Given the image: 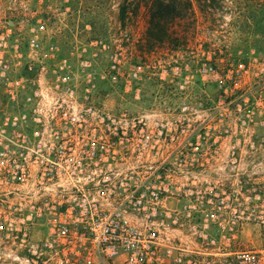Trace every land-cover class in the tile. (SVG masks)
Segmentation results:
<instances>
[{"label": "rangeland", "instance_id": "374dc122", "mask_svg": "<svg viewBox=\"0 0 264 264\" xmlns=\"http://www.w3.org/2000/svg\"><path fill=\"white\" fill-rule=\"evenodd\" d=\"M179 1L153 41L152 0H0V264H61L80 164L110 176L80 179L104 207L161 175L186 264L264 251V0Z\"/></svg>", "mask_w": 264, "mask_h": 264}, {"label": "built area", "instance_id": "2783aa9c", "mask_svg": "<svg viewBox=\"0 0 264 264\" xmlns=\"http://www.w3.org/2000/svg\"><path fill=\"white\" fill-rule=\"evenodd\" d=\"M146 144L145 141L143 146ZM87 145L90 158H96L97 146L93 142ZM85 169L88 168L83 164L61 165V178L70 180L75 190L66 200L57 232L61 237V264L190 263L183 260L179 247L161 241L163 234L173 230L178 217L165 203L170 187L160 179L161 175L153 172L134 179L125 174L114 184L119 188L117 204L104 207L106 198L90 196L80 179L96 181L94 185L107 193L113 186L110 176L104 174L101 178L94 167ZM235 262L264 264V251H240Z\"/></svg>", "mask_w": 264, "mask_h": 264}, {"label": "trees", "instance_id": "16d2710c", "mask_svg": "<svg viewBox=\"0 0 264 264\" xmlns=\"http://www.w3.org/2000/svg\"><path fill=\"white\" fill-rule=\"evenodd\" d=\"M182 1L179 0H152L151 11L146 30V35L153 41H161L168 38V23L181 15ZM126 5L120 8L121 19L127 14Z\"/></svg>", "mask_w": 264, "mask_h": 264}, {"label": "flooded vegetation", "instance_id": "af4514ba", "mask_svg": "<svg viewBox=\"0 0 264 264\" xmlns=\"http://www.w3.org/2000/svg\"><path fill=\"white\" fill-rule=\"evenodd\" d=\"M206 247H207V249H208V240L206 241ZM205 264H208V260H209V258H208V253H206V256H205ZM190 262L192 263V260H190Z\"/></svg>", "mask_w": 264, "mask_h": 264}]
</instances>
